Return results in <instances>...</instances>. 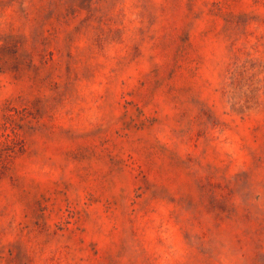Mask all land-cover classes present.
Masks as SVG:
<instances>
[{
    "label": "rangeland",
    "instance_id": "rangeland-1",
    "mask_svg": "<svg viewBox=\"0 0 264 264\" xmlns=\"http://www.w3.org/2000/svg\"><path fill=\"white\" fill-rule=\"evenodd\" d=\"M0 264H264V0H0Z\"/></svg>",
    "mask_w": 264,
    "mask_h": 264
}]
</instances>
